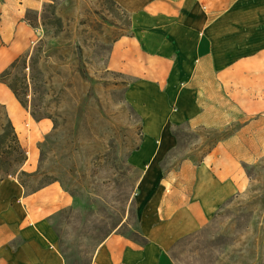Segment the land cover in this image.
<instances>
[{
    "label": "rangeland",
    "instance_id": "374dc122",
    "mask_svg": "<svg viewBox=\"0 0 264 264\" xmlns=\"http://www.w3.org/2000/svg\"><path fill=\"white\" fill-rule=\"evenodd\" d=\"M11 1L1 3L0 11L9 10ZM36 5L27 17L38 37L11 74L0 75V83L17 88L31 118L51 122L35 141L33 175L22 179L27 190L57 181L71 194L72 204L52 223L66 263L91 264L113 232L143 241L136 232L143 169L131 160L144 137L143 118L126 96L133 78L109 67L115 40L133 30L128 12L113 0H37ZM209 10L205 29L213 49L202 82L211 68L206 82L214 96L219 92L215 67L264 49V0H222ZM4 104L0 98V124L8 111ZM242 119L250 118L221 129L172 125L178 142L160 161L164 173L177 170L185 158L201 160L219 140L235 134ZM27 127L26 150L35 126ZM247 139L246 189L209 223L178 240L171 264H264V125L251 128Z\"/></svg>",
    "mask_w": 264,
    "mask_h": 264
},
{
    "label": "crops",
    "instance_id": "0c3cea01",
    "mask_svg": "<svg viewBox=\"0 0 264 264\" xmlns=\"http://www.w3.org/2000/svg\"><path fill=\"white\" fill-rule=\"evenodd\" d=\"M36 1L12 0L9 10L0 11V74L38 37V28L27 17ZM114 1L131 14L133 33L115 40L109 67L133 78L126 96L143 118L144 137L131 160L143 169L140 227L149 243L141 245L113 232L102 241L91 264H171L174 244L209 223L248 185L243 151L251 128L264 125V49L215 67L219 92L213 96L206 82L211 81V68L202 82L205 58L213 49L205 28L209 9L222 0ZM243 116L250 119L240 120L241 128L219 141L200 162L185 158L177 170L164 173L160 161L178 142L172 125L221 129ZM32 119L35 127L26 141L34 147L51 122ZM18 132L24 142L28 134L21 137ZM29 162L24 169L34 172ZM72 202L57 181L27 192L17 177L4 179L0 264H67L52 221Z\"/></svg>",
    "mask_w": 264,
    "mask_h": 264
},
{
    "label": "trees",
    "instance_id": "16d2710c",
    "mask_svg": "<svg viewBox=\"0 0 264 264\" xmlns=\"http://www.w3.org/2000/svg\"><path fill=\"white\" fill-rule=\"evenodd\" d=\"M2 2H3V0H0V4ZM128 14H129V20H130V25H131V14L129 12H128ZM0 16H1V13H0ZM18 59H16L9 67H7L0 74L1 78H6L7 76H9L11 74V69H12V67L16 66ZM8 85L12 89V91L15 93V95L17 96L19 101H21L22 104L25 105L23 100L21 99L19 93H18L17 88L13 84L8 83ZM4 106H6V105L4 104ZM187 124L190 125L189 123H187ZM0 128H1V130H0V183L8 177L14 176V177H17L19 179V181L22 183V185L25 188H27V184L22 179V175H28V176L33 175L32 172H28L24 169V165L27 162V160L29 159V155H28V152H27L23 142L21 141L19 132L17 131V128H16L12 118L10 117L8 111L5 113V122L0 124ZM174 134L177 136L176 133H174ZM227 137H229V135L222 138L221 140H223ZM177 138H178V136H177ZM221 140H219V141H221ZM217 143L209 151H211L217 145ZM201 160H199L198 162H200ZM40 187H42V186H40ZM38 188L39 187H37L33 190H27V189L26 190H27V192H34ZM136 232L141 235V237L143 238V241H139L138 239L131 237V236H128L126 234H124V235L135 240L136 242L140 243L141 245H146L149 243V239L143 234V232L141 230L140 221H139V229L136 230Z\"/></svg>",
    "mask_w": 264,
    "mask_h": 264
},
{
    "label": "bare ground",
    "instance_id": "6f19581e",
    "mask_svg": "<svg viewBox=\"0 0 264 264\" xmlns=\"http://www.w3.org/2000/svg\"><path fill=\"white\" fill-rule=\"evenodd\" d=\"M0 98L6 104L10 117L12 118L18 131H21V137L28 134V125L33 122L29 112L23 107L15 93L5 85L0 86ZM32 145V144H31ZM29 161H36V152L33 146H28Z\"/></svg>",
    "mask_w": 264,
    "mask_h": 264
}]
</instances>
